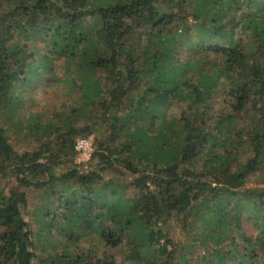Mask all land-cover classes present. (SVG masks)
Returning a JSON list of instances; mask_svg holds the SVG:
<instances>
[{
    "label": "trees",
    "instance_id": "obj_1",
    "mask_svg": "<svg viewBox=\"0 0 264 264\" xmlns=\"http://www.w3.org/2000/svg\"><path fill=\"white\" fill-rule=\"evenodd\" d=\"M0 114V264H264V0H0Z\"/></svg>",
    "mask_w": 264,
    "mask_h": 264
},
{
    "label": "rangeland",
    "instance_id": "obj_2",
    "mask_svg": "<svg viewBox=\"0 0 264 264\" xmlns=\"http://www.w3.org/2000/svg\"><path fill=\"white\" fill-rule=\"evenodd\" d=\"M47 87H49V83L44 84L43 82H37L36 84L31 83V84H23L21 86H19L18 92L20 93V96H22L23 98V102L24 104L18 109V111L15 113L17 115V119H19V117L22 119V121H26V119L32 115V113L36 112L37 110H41L42 108H44V106L47 105L46 102H48L52 97L50 96L49 93L44 92L45 89H47ZM56 95H59L61 97V99H59V101L56 102H60L61 100H64L65 97L63 96L61 90L56 92ZM56 95H54V97H57ZM4 114V113H3ZM3 114H0V125H2L3 127H6L7 131L10 133L11 135V140L14 144V146L18 149V150H25V149H29L32 148L33 145H35L36 141L34 140H30V138H26V137H22L17 135V132L15 130H13L11 128V126L8 128V124L11 125V123L14 121H8V120H4L5 117ZM96 135V133H95ZM87 137H90L92 139H94V133L88 135ZM94 146V144H93ZM87 162V161H86ZM86 162H82V161H78L75 157L73 158V164H82L81 167H79L80 169H86L87 165H83ZM106 176H104L105 178L110 177L111 175L113 176V173L110 171L105 173ZM127 176H129V174H125ZM118 178V177H117ZM123 179V175L119 177V179ZM129 178V177H128ZM127 178V179H128ZM29 190H32L29 188ZM36 194L40 195V192L35 190L34 191ZM27 211H32L33 210V203L31 201L28 202L27 207H26ZM31 225L32 228L36 227V223L31 219ZM177 237L180 238L181 240L185 241L186 240V235H183L181 233V231L179 230V228H177V233H176ZM83 242L87 243V240L85 239ZM84 243V244H85ZM39 251V250H38ZM117 261L121 263V260L123 259V248H117V249H113Z\"/></svg>",
    "mask_w": 264,
    "mask_h": 264
},
{
    "label": "built area",
    "instance_id": "obj_3",
    "mask_svg": "<svg viewBox=\"0 0 264 264\" xmlns=\"http://www.w3.org/2000/svg\"><path fill=\"white\" fill-rule=\"evenodd\" d=\"M94 151L92 139L90 137L78 136L74 141V157L78 161L86 162L91 158Z\"/></svg>",
    "mask_w": 264,
    "mask_h": 264
}]
</instances>
